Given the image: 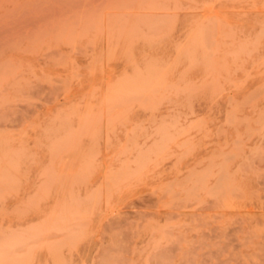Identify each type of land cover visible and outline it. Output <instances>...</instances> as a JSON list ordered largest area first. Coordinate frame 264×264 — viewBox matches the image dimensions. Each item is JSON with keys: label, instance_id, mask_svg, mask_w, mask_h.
Segmentation results:
<instances>
[{"label": "rangeland", "instance_id": "374dc122", "mask_svg": "<svg viewBox=\"0 0 264 264\" xmlns=\"http://www.w3.org/2000/svg\"><path fill=\"white\" fill-rule=\"evenodd\" d=\"M0 264H264V0H0Z\"/></svg>", "mask_w": 264, "mask_h": 264}]
</instances>
